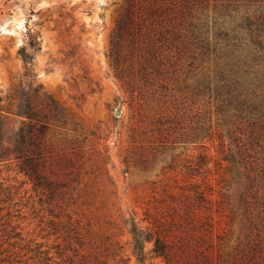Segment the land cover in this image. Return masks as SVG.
I'll return each mask as SVG.
<instances>
[{
  "label": "rangeland",
  "instance_id": "obj_1",
  "mask_svg": "<svg viewBox=\"0 0 264 264\" xmlns=\"http://www.w3.org/2000/svg\"><path fill=\"white\" fill-rule=\"evenodd\" d=\"M128 2L0 0V96L31 80L20 49L36 33V103L51 122L43 183L0 162V264H141L133 221L183 232L199 259L264 253V127L221 113L201 49L176 55L164 94L132 92L111 56ZM145 245L149 262L167 264Z\"/></svg>",
  "mask_w": 264,
  "mask_h": 264
},
{
  "label": "trees",
  "instance_id": "obj_2",
  "mask_svg": "<svg viewBox=\"0 0 264 264\" xmlns=\"http://www.w3.org/2000/svg\"><path fill=\"white\" fill-rule=\"evenodd\" d=\"M40 48L39 36L31 32L20 49L24 77L31 80L22 79L7 96H0V162L18 160L37 184L43 183L44 137L51 125L49 114L36 103L43 84L34 77L35 53L30 49ZM190 48L214 57V71L203 85L215 93L221 113L264 127V0H129L112 33L113 62L141 99L169 89L181 69L176 55ZM44 95L47 105L60 113L57 102ZM12 114L20 118L19 125ZM204 193L198 192L199 200L205 199ZM131 233L141 264H154L148 261L146 241H154V254L167 264H224L220 255L211 253L199 259L183 232L167 234L133 221ZM252 248L230 264H264L262 247Z\"/></svg>",
  "mask_w": 264,
  "mask_h": 264
}]
</instances>
